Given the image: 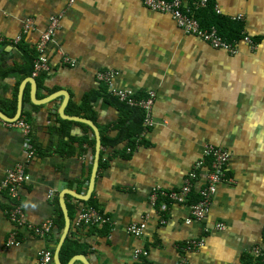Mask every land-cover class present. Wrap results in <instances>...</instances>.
<instances>
[{
	"label": "crops",
	"instance_id": "crops-1",
	"mask_svg": "<svg viewBox=\"0 0 264 264\" xmlns=\"http://www.w3.org/2000/svg\"><path fill=\"white\" fill-rule=\"evenodd\" d=\"M217 4L221 15L242 17L244 32L258 38L255 48L240 43L236 54L216 49L185 34L169 15L148 9L143 0H0L3 69L22 63L16 43L26 38L34 46L50 17L63 15L47 48L48 68L40 71L48 77L37 87L38 99L64 90L70 95L68 104L80 103L85 93L104 83L98 79L102 72H113L110 85L104 83L109 93L112 87L156 96L155 124L134 150L122 155L119 149L124 145L101 146L104 160L109 156L111 160L101 167L99 160L88 199L97 207L88 200L77 202L69 194L65 197L73 208V236L85 245L80 254L90 264H135L137 249L148 252L139 259L144 264H243L247 256L255 261L254 247L264 252V0H217ZM28 18L34 19L38 31L24 36ZM28 77L35 78L11 71L0 80V107L15 95L18 102L19 88ZM26 92L30 102L24 101L26 115L21 118L31 121L37 149L27 160L24 133L0 121V186L8 170L26 163L29 181L19 190L21 202L27 220L39 225L55 220V202L62 191L87 194L95 146L92 151L84 140L90 138L89 132L75 124L71 134L84 141H70L76 153H64L69 139L64 144L53 129L60 126L63 97L38 105L31 100L29 82L24 97ZM94 107L98 128L116 124L115 107L103 99ZM208 144L231 152L226 174L232 182L218 186L203 220L188 222L192 217L186 204L168 202L167 210L160 212L150 202L153 188L179 189ZM9 206L8 195L0 189V264H39L44 248L52 251L51 264H55L63 229L59 232L54 225L46 238L19 230L20 244L7 246L15 229L5 212ZM87 208L99 212L106 222L78 224ZM141 221L147 224L143 236L131 235L127 227ZM218 223L225 228L217 230ZM196 238H203L204 246L187 249V242Z\"/></svg>",
	"mask_w": 264,
	"mask_h": 264
},
{
	"label": "built area",
	"instance_id": "built-area-1",
	"mask_svg": "<svg viewBox=\"0 0 264 264\" xmlns=\"http://www.w3.org/2000/svg\"><path fill=\"white\" fill-rule=\"evenodd\" d=\"M211 0H143L144 5L161 14L169 15L177 24V26L187 35H194L208 43L216 49H224L231 54H236L239 50V44L243 43L250 48H255L257 45L253 43L250 36L245 35L239 43H229L220 34L215 27L209 29L202 28L199 20L195 16V11L199 8H205ZM215 1V10L221 13L217 0ZM63 15H52L49 25L44 31L40 32L36 49L39 53V58L35 64L33 76H36L41 70H47L48 58L47 48L56 36L57 31L61 27ZM242 20L241 16L232 18ZM38 31V26L33 18H28L23 25L22 34L25 36L31 32ZM244 33V32H243ZM113 72H102L98 74V79L110 85ZM110 94L117 97L120 101L127 102L129 105L141 107L144 110V134L154 126L153 109L155 105L154 92H148L145 98L138 99L130 91L115 89L110 87ZM1 122H5L0 119ZM6 123V122H5ZM9 123V122H7ZM21 129L26 137L28 146L27 160H30L35 150L30 142V125L25 119L20 118L16 122L10 123ZM232 158L229 150L217 147L214 145H206L203 151V158L199 159L192 167L190 172L184 179L183 184L177 190H165L160 186L153 188L150 194V202L153 206L159 208L160 212L167 210V203L186 204L190 208L191 219L203 220L207 217L213 203L214 195L221 183L232 182V179L227 176L226 168ZM29 181V174L26 170V163L18 162L12 169L7 171L6 177L1 183L0 189L5 192L10 199V206L5 211L9 220L14 224L15 229L10 233L7 240V246H16L20 244L18 238L19 230H26L30 234L39 238L50 236L54 228V220H46L43 223L36 225L29 222L25 216L24 206L21 202L20 188ZM199 186V187H198ZM196 191L198 200L190 202L193 193ZM53 195H51L52 197ZM106 222V219L94 209L87 208L78 218V224H100ZM217 230L225 228L223 223L216 224ZM147 224L145 221L133 222L128 227V232L136 237H141L145 233ZM203 238L191 239L187 242V249H196L204 246ZM251 253L255 257L256 264H264V252L260 247H254ZM148 252L143 249L135 250L134 256L139 261L142 257H146ZM53 262V253L50 249L44 248L39 253V264H51ZM181 264H184L183 262Z\"/></svg>",
	"mask_w": 264,
	"mask_h": 264
},
{
	"label": "trees",
	"instance_id": "trees-1",
	"mask_svg": "<svg viewBox=\"0 0 264 264\" xmlns=\"http://www.w3.org/2000/svg\"><path fill=\"white\" fill-rule=\"evenodd\" d=\"M195 16L200 22V26L202 28L209 29L211 27H215L218 30L220 36H222L229 43H239L246 34L244 32V22L239 19H232L226 16H223L216 12L215 10V1L211 0L207 7L199 8L195 11ZM244 32V33H243ZM255 45H258V38L250 37ZM1 46V43H0ZM16 47L18 51L22 54V63L17 64L12 68H1L0 67V80L5 78L11 71L15 73H21L23 76H32L35 71V64L39 58V53L36 49V44L32 46L30 43L26 42V38H22L18 43H16ZM48 77L47 72H40L39 75L35 76L37 87H42L45 82V79ZM52 91V89H51ZM136 98L141 99L145 98V95H134ZM30 97L28 92H26L24 101L25 103L30 102ZM98 99H103L104 103L110 106L115 107L119 112V118L114 126L108 125L105 129H100L101 134V143L104 149L108 147L117 148L118 146L124 145L123 148L119 149L122 155H126L127 149L134 150L137 145L143 141L144 139V118L145 113L141 107L129 105L127 102L120 101L117 97L113 96L108 92V86L104 83H101V86L98 90H93L89 93H85L82 97V101L80 103H76L70 100L69 104L66 107V113L69 115L80 116L89 120H92L96 123V111L94 104L98 101ZM4 113L9 116H14L17 109V96L13 97V101H9L4 99L3 105L0 107ZM26 115L22 113V117ZM25 121L30 124V142L31 145L37 149L34 137H33V129L31 125V121L29 119L24 118ZM60 126L53 127V129L58 133L61 138V141L64 139L67 140V148L63 149V152L66 154H75L76 148L74 145L72 147V143L84 141L88 139V143L91 145L92 151H94L95 146V137L93 130L90 126L74 122L71 120L59 119ZM78 124L82 126L86 131L89 132L90 138L85 137L84 140L73 136L71 134V126ZM110 127V128H109ZM115 131V135H112L110 132ZM141 138V139H140ZM139 139L141 141H139ZM69 146L71 149H69ZM111 160V157H107L104 160V151H101L100 156V167L106 165L108 161ZM77 202L80 200L75 199ZM198 200V194H193V201L196 202ZM90 206L97 207L95 201L93 199L88 200ZM69 216L71 221L74 220L73 208L70 204L67 203ZM56 208V217L54 220L55 225L60 232L64 227V217L63 212L60 207L58 200L55 202ZM72 226V225H71ZM108 225H103V228H106ZM80 229V228H79ZM78 231V230H77ZM73 228L71 227L69 236L66 238L61 251L60 258L63 264H66L74 255L80 254L84 251L85 245L82 244L78 239L73 236ZM135 264H144L141 260L137 261ZM243 264H256L252 257L247 256L244 258Z\"/></svg>",
	"mask_w": 264,
	"mask_h": 264
},
{
	"label": "water",
	"instance_id": "water-1",
	"mask_svg": "<svg viewBox=\"0 0 264 264\" xmlns=\"http://www.w3.org/2000/svg\"><path fill=\"white\" fill-rule=\"evenodd\" d=\"M27 82L31 83V100L34 104L43 105V104L49 103L50 101H53L57 97H63V102L58 110L60 117L64 120L80 122V123H84L90 126L95 135V142H96L95 143V156H94V163H93V168H92V173H91V178H90L89 190L87 194L81 195L71 190H64L59 195V204L62 209L63 217H64V227H63L61 237H60L59 243L55 251L54 262L55 264H62L60 260V250L68 236V233L71 227V218L69 216V211L67 208L65 197L67 194H69L78 200L86 201L89 199L90 194L95 185V180H96V176H97V172L99 168L100 151H101V146H102L101 134H100L98 126L93 121L80 117V116L69 115L66 113V107L68 105V101L70 98V95L67 91H64V90L57 91L43 99H38L37 98V84H36V80L34 77H28L22 82L19 88L17 109H16L14 116L11 117L0 109V119H2L5 122L13 123L22 117L23 107H24V88ZM77 261H81L84 264H90L82 254L74 255L70 259L68 264H74Z\"/></svg>",
	"mask_w": 264,
	"mask_h": 264
}]
</instances>
